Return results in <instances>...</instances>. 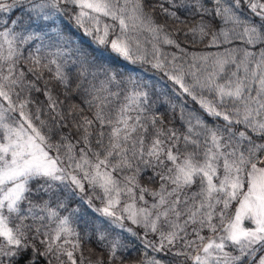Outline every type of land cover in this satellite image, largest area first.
<instances>
[{
  "label": "snow or ice",
  "instance_id": "1",
  "mask_svg": "<svg viewBox=\"0 0 264 264\" xmlns=\"http://www.w3.org/2000/svg\"><path fill=\"white\" fill-rule=\"evenodd\" d=\"M86 260L264 264V0H0V264Z\"/></svg>",
  "mask_w": 264,
  "mask_h": 264
},
{
  "label": "trees",
  "instance_id": "2",
  "mask_svg": "<svg viewBox=\"0 0 264 264\" xmlns=\"http://www.w3.org/2000/svg\"><path fill=\"white\" fill-rule=\"evenodd\" d=\"M148 2L156 3L157 0H148ZM165 7H167V5H165ZM153 14L157 17L158 22L162 19L159 8L154 9ZM181 15L183 17V13H181ZM194 19L196 18H193V17L187 18V27H191L193 25ZM169 23H170V26L174 27V25H171V22ZM180 27L184 28V31H187V27H185L184 25H181ZM178 39L189 52L200 54V53L223 51V47H221L220 49L206 47L205 46L206 42H197L193 44L191 42V37L185 38L182 34L178 37ZM146 46L150 47V45H146ZM23 47H25L26 55H27V46H23ZM164 50L166 52L176 51V49L171 48V47H165ZM21 67H26V62L22 61ZM73 67H74L73 65L69 64V66L66 69L67 71L71 73L70 87L73 89V91L69 92L67 95H64V89L60 87L56 82L51 81V80H49V86L52 88L53 94L56 96H59V98L64 101V106H67L72 103H76V104H79L81 107H84L87 111V106L83 104L82 102L83 98L80 95V91L76 89L78 74L75 71H73ZM143 67L146 70V75L149 78H159V74L156 73L155 70L151 69L150 65H144ZM49 77H50V74L45 72V79H49ZM169 95L171 94L169 93ZM40 98L43 99L42 96ZM189 106H194V105H191V102H189ZM157 110L164 114L165 121H166V124H168V126H174L176 128H179L181 131H183L178 111L174 113L169 112L167 105L163 103L158 104ZM87 114L90 115L91 113H87ZM204 118L206 120H209V122H211L210 118H208L207 116H205ZM148 199H151V198L148 197ZM82 247H83L84 256L93 261L101 254L95 240H92L89 243H85ZM149 255H157L158 258L160 256V254H155V253H149ZM141 259H143V257L140 251H134L132 253V260L139 261ZM163 259L165 261H170L173 258L170 256H165L163 257ZM85 264H88L87 260L85 261Z\"/></svg>",
  "mask_w": 264,
  "mask_h": 264
}]
</instances>
